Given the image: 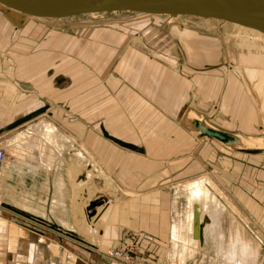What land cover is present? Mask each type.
I'll return each instance as SVG.
<instances>
[{
    "label": "rangeland",
    "instance_id": "obj_1",
    "mask_svg": "<svg viewBox=\"0 0 264 264\" xmlns=\"http://www.w3.org/2000/svg\"><path fill=\"white\" fill-rule=\"evenodd\" d=\"M13 17L12 22L5 14L0 12V148L6 153V159L3 163H9L20 158L33 160L38 146L51 143L52 135L47 132L50 127L59 126L66 129L68 124H79L81 120L85 125H88V128L93 132L92 134H94L93 136L96 135V139L101 137V142H104V135L101 134L106 131L105 128L102 129L101 113L103 111L99 110L101 100H98L100 94L97 91L101 85L99 84L100 80L90 74L91 69L89 66L91 67V64L89 62L85 64L82 59L84 57L83 53H86L87 49H89L88 44L97 43L93 39L90 40L88 38L90 37L88 35L89 31H94L96 33L94 36H102L103 30L125 35L124 46H132V49L133 47L138 48L136 51L140 56L150 58V55L157 52L156 47H158L160 49L158 52H163L166 57L174 61V63H171L175 72H173L174 79L180 77L178 74L180 68H185L183 73L187 74V77L181 75L184 78L183 80L195 76L203 78L205 86L211 84L213 89L208 92V89L199 88L197 85L195 87L197 90L195 88H183L182 86L176 97H170L166 92L163 93L162 97H166L173 105V114H170L171 110L168 113L171 116L173 125L172 144H177L176 148L183 146L181 144L182 136L178 137L179 131H176L180 130L178 126L181 125L185 131L191 132L190 127L182 119H178L187 105L193 107L191 112L198 117L200 116L197 113L198 108L203 109L204 112H211L210 115L204 116H208L211 122L217 120L227 131L245 133L246 135L249 134L248 136L264 139V46L258 44L255 47H247V50L240 49V41L235 36L243 34L242 32L238 33L240 30L231 27L230 24L225 25L221 24L220 21H203L185 17L166 18L159 15H153L146 19L135 13L83 15L47 22L46 20H37L22 15L23 20L19 22L17 21L19 14L17 13ZM18 22L20 27L15 26L18 25ZM66 23L71 24L65 26L64 24ZM187 38L190 41L195 38L197 41V44H189L193 49H190L187 45L183 46L186 50L181 47L180 42L183 43ZM219 42L226 44L229 52L228 59L232 60V65L234 64V66L229 68V76L232 80L228 83H226L223 76L224 62ZM105 46L115 47L113 49L117 47V45L108 43V41L105 42ZM119 48L122 49L123 46L119 45ZM76 49L80 51H76ZM74 51L82 56L75 57ZM256 54H258L257 57ZM187 55H189L188 59ZM59 63H62L63 67H60L62 69H69L71 66L72 70L70 72L80 70V76L84 77L83 82L80 79L78 83V80L72 77L71 83V77H63L64 74L72 75V73H67L68 70L57 74L59 78L56 75V80L53 82L51 75L54 74V69ZM108 64L111 66V63ZM32 73L36 78L31 77ZM35 79L43 80L39 94L34 84ZM212 80H218L220 82L219 85ZM4 82L13 87L14 96L6 94L7 85ZM223 82L224 84L221 86ZM216 85L220 87L217 92L215 91ZM235 88H238V90ZM92 90H94V93L90 94ZM223 92L224 96H222ZM88 94L92 97L90 98L92 100L91 103L86 99ZM124 95L122 98L107 99L120 105L122 108L121 114L127 117V123H129L132 133L136 135L139 130L141 132L146 130V133L141 134V138L153 140L159 137L164 140V138H161L160 130L157 131V128L149 120L140 117L138 112L129 104V98ZM9 98H12L11 103H9ZM23 98L28 99V101L31 100L32 108L28 106V110H31V113L35 110V112L37 111L36 113L26 116L27 113L24 110L16 111L23 104L19 103L18 100ZM35 98L38 102L33 104L32 100ZM51 98H59L58 107L60 114L58 115V121L56 120V114L54 117V113L53 120H51ZM63 98L74 99L68 102L65 99L63 100ZM83 98L85 99L82 100ZM102 101L106 102V99L103 98ZM53 105L56 106V103H53ZM14 124L16 125L14 126ZM79 125L82 126V124ZM246 125L249 128H246ZM136 128H138V131ZM60 130L63 132L62 129ZM126 133L129 132L126 131ZM21 134L23 135L22 137ZM190 134L193 135L192 133ZM136 136L133 135V137ZM126 137L131 138L132 134ZM190 139V141L184 142V146L188 144L186 153H176L175 148H173L172 156L166 150H164L166 152L157 151L154 159L158 160L161 165H165L166 161V165H168L171 157L175 159L177 156H186L185 161L190 162L191 157L189 154L192 153L197 143V141L192 142V138ZM140 140L139 136H137V140L135 138V140H129L128 142L140 145ZM17 145L18 147L15 148ZM127 153H130V151H127ZM90 157L91 162L87 161L85 163L81 162L77 157L73 158L75 164L79 166V172L75 180L70 181L67 168L64 170L68 186L71 188L67 211L68 217L71 218L69 227L72 228L71 231L73 232V235L70 234L71 236L63 235L58 237L65 244L54 241L57 232L37 225L33 221L23 220L7 209L6 206L14 203V200L5 199L0 194V264H98L99 258L103 259L104 264H122L108 260L106 253L121 246L124 233L127 235L140 234L131 228L118 224V214L112 216V212L116 209L119 211L122 208H129L132 202L142 199L145 201L144 205H147L150 201L146 199L147 196L143 197L141 195L135 196L134 199H129L127 194L122 192L123 186H120L115 178L102 166L98 157L93 152H91ZM66 158V153L64 157L62 155L59 158L64 160L65 167ZM127 164L134 163L125 162V165ZM88 167L96 171L99 169V173L102 171L100 173L102 178L98 175L96 179L99 177L98 179L104 184V195L90 197L85 190H81L78 195L75 192V189H77V178L84 175L86 173L84 170ZM70 168L72 169L70 176H72L77 167L71 166ZM173 169L175 170V168ZM168 174L166 170L167 177ZM90 178H92V175ZM183 179L186 178L181 180ZM167 180L165 179L164 181ZM210 180L213 182L211 178ZM12 181L16 182L17 180L13 178ZM177 181L180 180L178 179ZM188 182L191 181L183 182L186 189L188 188ZM99 183L97 182L95 186L102 188V183ZM208 186L211 189L214 188L211 184ZM162 187L157 186L154 192L155 195H151V202L155 201V204H157V202L161 201L159 199L161 198L165 199L167 203L172 194H174L177 198H173V205L177 212L184 211L180 205L183 201L185 202L188 190L186 193L184 188L175 185L166 189H161ZM91 188L93 189V186ZM217 189L222 191L218 187ZM173 191L174 193H172ZM89 198L92 199V202L88 203L91 206L85 207L86 210H89L94 203L97 205L92 207V210H94L90 218L87 215L84 217L83 211V203ZM228 200L227 197L226 201L230 206L234 205ZM161 204H164V201H161ZM11 206L17 208V205L12 204ZM63 217L61 216L60 218L63 219ZM74 218L83 219L82 225L83 223L84 225L77 229L79 226L76 225L77 221L74 222ZM116 229H119L118 234L115 233ZM79 230L81 231L78 232ZM138 253H136L135 258L136 264L163 263L160 260H147ZM36 254L42 255L44 260L40 263L35 262ZM84 259H86V262L83 261Z\"/></svg>",
    "mask_w": 264,
    "mask_h": 264
},
{
    "label": "crops",
    "instance_id": "obj_2",
    "mask_svg": "<svg viewBox=\"0 0 264 264\" xmlns=\"http://www.w3.org/2000/svg\"><path fill=\"white\" fill-rule=\"evenodd\" d=\"M70 24L66 23L64 25L68 26ZM94 34L96 33L88 32L90 36L88 38L90 40L93 39L97 43L88 44L89 49H87L86 53H83L84 57L82 59L85 64L88 62L91 64V67L89 66L91 69L90 74L100 80L99 84L101 85L97 89L98 94H100L98 100H101L99 110L103 111L101 113L102 129L105 128L106 131L101 132V135L107 134L116 139L117 142H111L105 137L104 142H101V137L96 139V135L93 136V132L82 120L79 121V124H82V126L71 123L68 124L66 129L59 126L50 127L47 132L52 135L51 143L38 146L33 160L20 158L9 163L5 162L0 166V194L5 199L14 200V203L7 205L6 208L14 213L19 212L42 220V222H37L34 219H27L15 213L23 220L33 221L37 225L57 232L54 241L65 244L58 237L63 235L71 236L70 234L73 235V232L71 231L72 228L69 227L71 218L68 217L67 211L71 188L68 186L64 170L67 168L70 181L75 180L79 172V166L75 164L73 158L77 157L83 163L87 161L91 162L90 156L91 152H93L98 157L102 166L115 178L116 182L120 186H123L122 192L127 194L129 199H134L135 196L141 195L143 197L147 196L148 198L146 197V199L150 201L147 205H144L145 201L142 199L132 202L129 208H122L119 211L116 209L112 212V216L118 214V224L131 228L140 234L138 235V254L142 255L145 259L150 261L160 260L164 264H264L263 155L260 157L242 156L230 153L217 144L211 145L206 141H197L192 153L189 154L191 157L190 162L185 161L186 156H177L175 159L171 157L168 165H166V161L165 165H161L158 160L154 159L157 151H168L167 153L172 156L173 148H175L176 153H186L188 144L184 146V142L190 141V138H192V142H196L192 135L180 125L178 127L181 131H176H179L178 137L182 136L181 144L184 147L180 146L177 149V144H172L174 133L170 114H173V105L166 97H162L163 93L166 92L170 97H176L182 86L183 88L194 89L197 85L199 88L208 89V92L213 89L211 84L205 86L203 78L195 76L188 77L185 80L182 77L174 79L173 64H171L174 61L166 57L163 52H158L160 51L158 47H156L157 52L150 55L149 58L140 56L136 51L138 49L136 47H133V49L132 46L125 47V38H120L119 40L106 38L109 36L105 31L102 36H94ZM107 41L108 43L117 45L116 49H113L115 47H106L105 42ZM195 41V38L191 41L187 38L183 43L180 42V45L183 49H185L184 45L193 49L189 44H197V41ZM118 44L123 46V48H119ZM77 49L76 51H80ZM139 50L141 51V49ZM74 54L75 57L82 56L78 55L79 53L75 51ZM222 57L224 62L223 76L225 78V75L229 73L230 64L225 59L226 54L223 53V49ZM107 63H111V66L107 65ZM180 66L183 67L181 64ZM60 67H63L62 63L56 66L54 74L51 75L53 82L56 80V77L59 78L57 74H60L64 70H68L67 73H72V75H63V77H71V83L72 77L77 79L78 83L80 79L83 82L84 77L80 76V70L75 69L76 71L70 72L72 70L71 66L69 69H62ZM180 70L185 72V68H180ZM183 74L187 77V74ZM31 77L36 78V76H33V73ZM37 80L35 79L34 84L39 94L43 80ZM212 81L216 82L217 85L220 83L218 80ZM5 84L7 85L6 94L14 96L13 87L7 83ZM223 84L224 82L221 83V86ZM217 85L216 92L220 89ZM195 89L197 90V88ZM93 93L94 90L90 92V94ZM123 95L129 98V104L138 112L140 117L149 120L157 128V131L160 130L161 138H164V140H161L159 137L153 140L141 138V134L146 133V130L143 132L139 130V133L136 132V135L141 139L139 141L140 145L128 142L129 140H135V138L137 140V136L129 128L127 117L121 114L122 108L120 105L107 99L122 98ZM90 98L92 97L88 94L86 99L91 103L92 100ZM103 98L106 99V102L102 101ZM64 99L71 102L74 98ZM9 100V103H11L12 98H9ZM18 101L23 104L16 111L24 110L27 113L26 116L37 112L34 110L31 113V110H28V106L32 108L31 100L28 101V99L23 98ZM35 102H38L36 98L32 100L33 104H36ZM50 102V109L52 110L51 120H53L54 113V117L56 114V120L58 121V115L60 114L58 107L59 98H51ZM53 103H56V106ZM187 107L193 109L191 105H187ZM169 110H171L170 114L168 113ZM197 110V112L204 115L211 114V112H204L201 108ZM132 121L133 123L135 122L134 119ZM212 123L221 129H225L217 120H213ZM136 129L138 131V128ZM126 131L129 133L125 134ZM130 134H132V137L127 138L126 136ZM133 135L136 137H133ZM127 146L128 148H126ZM127 151H130V153H127ZM65 153L67 157L66 167L63 163L64 160L59 159L62 155L64 157ZM125 162L134 164L125 165ZM71 166L77 167L75 173L72 172V176H70ZM160 167L161 169H159ZM205 167H210V170H207ZM166 170L169 173L168 177L166 176ZM204 174H208L216 185V188L218 187L222 191L216 194L207 184H203L201 181L200 184L207 186L208 195L214 196L217 204L215 202L211 208L212 216L208 214L203 216L202 239L198 241L196 253L187 258L188 260L178 261V255L183 252L184 248L193 245L190 243L192 232L190 233V226L187 222L188 206L186 204L188 194L186 195L185 202L183 201L180 205L184 211L181 210L180 212H177L173 205V198L175 196L172 193L174 191L170 193L172 196L167 203L165 199L159 198L161 201H164V204H161V201L157 202V204H155V201L151 202V195H155L154 192L157 186H163L161 189H166L172 185L181 186L187 193L183 182L188 180L193 181V179ZM13 178L17 181L13 182ZM167 178L169 179L167 180ZM182 178L186 179L181 180ZM165 179L167 181H164ZM178 179L180 181H177ZM128 193H132V196H129ZM225 194L229 199L228 201L234 205L230 206L228 204ZM12 204L17 205V208L11 206ZM233 208L240 213L233 210ZM60 215L63 219L60 218ZM213 216L215 217L213 218ZM215 218H218L216 220H219V222ZM118 231L119 229H116L115 233ZM34 260L40 263L44 258L42 255L36 254ZM83 261L86 262V259ZM97 262H99L98 264H104L101 258Z\"/></svg>",
    "mask_w": 264,
    "mask_h": 264
},
{
    "label": "water",
    "instance_id": "obj_3",
    "mask_svg": "<svg viewBox=\"0 0 264 264\" xmlns=\"http://www.w3.org/2000/svg\"><path fill=\"white\" fill-rule=\"evenodd\" d=\"M0 6L7 12L46 21L83 15L137 13L222 21L264 34V0H0ZM181 119L199 140H215L232 152L264 154L263 139L216 130L189 109L182 111ZM104 137L117 142L107 134ZM241 141L263 145L248 149ZM205 168L210 170V167ZM194 210L197 214L198 209Z\"/></svg>",
    "mask_w": 264,
    "mask_h": 264
},
{
    "label": "bare ground",
    "instance_id": "obj_4",
    "mask_svg": "<svg viewBox=\"0 0 264 264\" xmlns=\"http://www.w3.org/2000/svg\"><path fill=\"white\" fill-rule=\"evenodd\" d=\"M0 12H2L3 14H5V16H7L10 20H12V18H14L13 16H15V13H13V12H7L3 7H1L0 6ZM18 14V13H17ZM135 14H137V13H135ZM140 16H142V17H144V18H148V17H150V16H153V15H141V14H139ZM159 16H163V15H159ZM172 18V17H171ZM23 20V18L21 17V15L19 14V17H17V21H19V22H21ZM53 21V20H52ZM12 22H13V20H12ZM19 22H18V25H15L16 27H20V25H19ZM47 22V21H46ZM220 23L221 24H228V23H226V22H222V21H220ZM219 23V24H220ZM224 25V26H225ZM231 25V27H233V28H236V29H238V30H240V31H238V33H240V32H242V34L243 35H236L235 37L236 38H238L239 39V41H240V43H239V47H240V49H245V50H247V47H255L256 45H258V44H262L263 46H264V34H261V33H259V32H256V31H253V30H249V29H246V28H243V27H240V26H236V25H233V24H230ZM89 32H94V31H89ZM106 32V34L109 36V37H106V38H110V39H113V38H115V39H117V40H119L120 38L122 39V38H124V36L122 35V34H120V33H115V32H108V31H105ZM101 35H104V30H103V32H102V34ZM146 35H148V34H146ZM245 35V36H244ZM257 36V37H256ZM114 39V40H115ZM232 42V41H231ZM219 44H220V47H221V49H223V53H225L226 54V57H225V59H226V61L227 62H229V64H230V68L232 67V66H234V64L232 65L231 64V59H228V48H227V46H226V44H224V43H220L219 42ZM208 52V51H207ZM255 56V55H254ZM258 56V54H256V57ZM230 57V56H229ZM252 59V58H251ZM247 66V65H246ZM250 66V65H249ZM252 66H254V65H252ZM263 71V70H262ZM175 73V72H174ZM179 75H180V77H181V75H184L183 74V72H182V70H180V72L178 73ZM223 75H224V73H223ZM225 80H226V83H228L230 80H232L231 78H230V76H229V73H227L226 75H225ZM235 89H237L238 90V88H235ZM230 91H232V90H230ZM227 92V91H226ZM237 92V91H236ZM224 94V92L222 93V96H224L223 95ZM233 94H235L234 92H233ZM226 95V94H225ZM228 97V96H227ZM226 100V99H225ZM185 109H189V110H191L192 108H190V107H187V106H185ZM192 111V110H191ZM197 113H199V115H200V118L201 119H203V121L205 122V123H207L209 126H211V127H213V128H215L216 130H220V131H225V132H228V133H231V134H236V133H234V132H232V131H227V130H225V129H221V128H219V127H216L214 124H212V122L210 121V119H209V117L208 116H204V114H202V113H200V112H197ZM181 118H182V114L180 115V117L178 118L179 120H181ZM179 122V121H178ZM26 128V127H25ZM244 128H245V126H244ZM246 128H249V126L248 125H246ZM190 133H192V132H190ZM238 133H240V132H237V134ZM241 134H243V135H245V136H248V135H246L245 133H241ZM193 136V138H194V140L195 141H199V142H203V141H206L207 143H209V144H211V145H215V144H217V145H219L220 147H222L223 149H225L226 151H228V152H230V153H233V154H238V155H242V156H258V157H260L261 155H263L264 156V154H245V153H241V152H232V151H230L229 149H227V148H225L224 146H222L221 144H219L218 142H216L215 140H210L209 138H203L202 140H199V139H197L195 136H194V134L192 135ZM254 137V136H253ZM257 140H260L259 138H257V137H255ZM106 139H108V138H106ZM108 140H110L111 142H112V140L109 138ZM264 140V139H263ZM258 142V141H257ZM241 143H244V145H245V147L244 148H248V149H250V148H256V147H261V146H259V145H263V144H259V143H257V144H253V143H250V142H248V141H241ZM119 146H122L121 144H118ZM256 145V146H255ZM262 147H264V145L262 146ZM16 148V147H15ZM126 148H128V146L126 147ZM95 169V168H94ZM100 173H102L101 171H100ZM99 173V171L97 170H93L92 168H88L87 170H86V173H84V175H82V176H80V177H78L77 178V180H76V186H77V189H75V192L77 193V195L78 194H80L81 193V190H85V191H87V193L90 195V197H94V196H97V195H104V184L102 183V181H100L98 178L100 177V178H102V176H101V174ZM91 175H92V178H90L91 177ZM99 175V177L96 179V177ZM198 177V176H197ZM78 179H80V180H78ZM107 179V178H106ZM201 179V180H200ZM102 180V179H101ZM108 180V179H107ZM201 181H202V183L204 184H207V185H209V184H211L212 186H214V188L212 189L214 192H216V194L218 193L219 194V191H218V189L215 187V184H213V182L210 180V177H209V175L208 174H204V175H201L200 177H198V178H196L195 179V181H191V182H188L187 184H188V188H187V190H188V196H187V206H188V216H187V222L189 223V228H190V233L192 232V237H190V243L191 244H193V245H191V246H186V248H184V250H183V252L182 253H180L179 255H178V257H179V260L178 261H181V260H186L187 258H190L194 253H196V251H197V246H198V241H201V239H202V229H203V227H204V221H203V216L204 215H206V214H208L209 216H212V207H213V204H215V202L217 201V200H215L214 199V196L212 197V195L211 196H209L208 195V191H207V186L205 185H203V184H200L201 183ZM97 182H100V183H102V188H98V187H96L95 185H96V183ZM99 183V184H100ZM185 184V183H184ZM186 184V185H187ZM172 185V184H171ZM93 186V189L91 188ZM173 186V185H172ZM211 190V189H210ZM213 191H212V193H213ZM126 192V191H125ZM128 195L129 196H132V193H128ZM133 195H135V194H133ZM208 196V197H207ZM92 199H87V200H85V202L83 203V208H84V217H86V215H87V217L88 218H90L92 215H93V210H92V207L93 206H97L95 203L92 205V207L91 208H89V210H86L85 209V207H88V206H91V205H89L92 201H91ZM89 203V204H88ZM88 204V205H87ZM216 204H217V202H216ZM195 206V207H194ZM194 208H197L198 209V211H197V214L195 213V210H194ZM217 208H219V207H217ZM91 209V210H90ZM233 210H235L234 208H233ZM217 211H218V209H217ZM236 212H239V211H237V210H235ZM220 212V211H219ZM15 213H17L18 215H20V216H22V217H25V218H27V219H34L35 221H37V222H42V220H40V219H36V218H32V217H30V216H27V215H24V214H21V213H19V212H15ZM217 213V212H216ZM214 214V213H213ZM216 216V215H215ZM215 216H213V218L215 217ZM83 217V216H82ZM219 217V216H218ZM80 218V217H79ZM209 218V217H208ZM210 219V218H209ZM216 219H218V218H215V220ZM83 220V219H82ZM82 220H78V219H75L74 218V222L75 221H77L76 222V225L77 226H79V227H77V229H79L80 227H82L83 225H84V223H83V225H82ZM213 221V220H212ZM212 221H210V222H212ZM217 221V220H216ZM194 222L196 223V225H194ZM209 222V221H208ZM217 222H219V220L217 221ZM192 224H193V229H192ZM203 226V227H202ZM82 230V229H81ZM81 230H79L78 232H80ZM83 231V230H82ZM70 233V232H69ZM82 233V232H81ZM80 233V234H81ZM85 233V232H84ZM83 234V233H82ZM83 236H84V234H83ZM87 236V235H86ZM85 236V237H86ZM187 243V242H186ZM173 256V255H172ZM169 257V256H168ZM171 257V256H170ZM176 257V256H175ZM36 258V257H35ZM174 258V257H173ZM38 259V258H37ZM171 259H172V257H171ZM177 259V258H176ZM188 260V259H187Z\"/></svg>",
    "mask_w": 264,
    "mask_h": 264
},
{
    "label": "built area",
    "instance_id": "obj_5",
    "mask_svg": "<svg viewBox=\"0 0 264 264\" xmlns=\"http://www.w3.org/2000/svg\"><path fill=\"white\" fill-rule=\"evenodd\" d=\"M6 153L0 148V165L5 161ZM138 235L123 234L121 246L109 250L106 258L122 264H136V253H138Z\"/></svg>",
    "mask_w": 264,
    "mask_h": 264
}]
</instances>
